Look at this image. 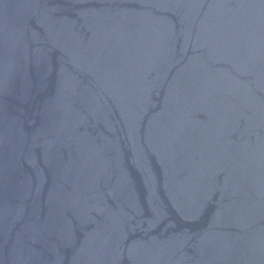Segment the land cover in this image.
<instances>
[{
    "label": "water",
    "instance_id": "obj_1",
    "mask_svg": "<svg viewBox=\"0 0 264 264\" xmlns=\"http://www.w3.org/2000/svg\"><path fill=\"white\" fill-rule=\"evenodd\" d=\"M0 264H264V0H0Z\"/></svg>",
    "mask_w": 264,
    "mask_h": 264
}]
</instances>
